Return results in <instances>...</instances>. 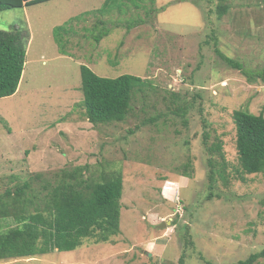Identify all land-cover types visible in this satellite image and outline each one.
<instances>
[{"label":"rangeland","instance_id":"374dc122","mask_svg":"<svg viewBox=\"0 0 264 264\" xmlns=\"http://www.w3.org/2000/svg\"><path fill=\"white\" fill-rule=\"evenodd\" d=\"M105 1L0 11V29L30 32L18 90L0 98V195L34 172L87 165L99 179L118 171L120 233L0 264H179L182 255L186 264H233L264 250V173L240 171L232 116L240 108L264 114V80L250 82L216 52L264 70V0H227L222 17L219 0H111L104 15L92 13ZM100 30L108 34L97 42ZM82 64L150 84L134 93L124 121L94 126L79 105ZM185 106L183 117L176 111ZM204 122L222 141L229 172L210 199ZM15 225L0 217V233Z\"/></svg>","mask_w":264,"mask_h":264},{"label":"trees","instance_id":"16d2710c","mask_svg":"<svg viewBox=\"0 0 264 264\" xmlns=\"http://www.w3.org/2000/svg\"><path fill=\"white\" fill-rule=\"evenodd\" d=\"M46 1L49 0H0V11ZM110 3L111 0H106L103 8L92 13L104 15ZM229 8L227 0H219L216 7L218 16L227 14ZM98 25L102 28L106 23L101 20ZM60 30L56 28L54 33L55 40L62 46L58 37ZM107 34L108 30H100L95 41L100 42ZM29 42L28 28L0 29V98L11 96L18 90ZM216 52L250 82L258 78L264 80V70L247 69L242 62L219 48ZM81 77L80 89L84 98L79 105L94 126L124 121L132 108L134 93L145 91L150 84L149 80L128 73L117 77L100 76L85 64L81 65ZM176 112L186 117L188 107L178 108ZM232 116L240 171L244 174L264 173V114L240 108L235 109ZM203 141L209 154L210 199L218 182L226 183L229 179L228 162L222 141L218 136L212 140L206 122ZM87 171L88 166L84 165L47 175L34 172L31 179L14 184L0 195V217H12L16 221L14 227L0 233V260L35 257L56 250L72 251L86 240L107 242L120 233L124 190L122 174L112 171L97 179L87 175ZM183 175L191 177V172L187 169ZM261 257H264V250L233 264H254ZM179 264H186L185 255L180 257Z\"/></svg>","mask_w":264,"mask_h":264},{"label":"built area","instance_id":"2783aa9c","mask_svg":"<svg viewBox=\"0 0 264 264\" xmlns=\"http://www.w3.org/2000/svg\"><path fill=\"white\" fill-rule=\"evenodd\" d=\"M169 183H173V182H167L166 185L163 187L164 189H167L168 187H173V185L169 184Z\"/></svg>","mask_w":264,"mask_h":264},{"label":"water","instance_id":"95a60500","mask_svg":"<svg viewBox=\"0 0 264 264\" xmlns=\"http://www.w3.org/2000/svg\"><path fill=\"white\" fill-rule=\"evenodd\" d=\"M160 226H164V224L160 225Z\"/></svg>","mask_w":264,"mask_h":264}]
</instances>
